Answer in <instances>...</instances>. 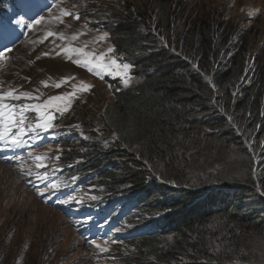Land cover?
<instances>
[{
    "label": "trees",
    "instance_id": "16d2710c",
    "mask_svg": "<svg viewBox=\"0 0 264 264\" xmlns=\"http://www.w3.org/2000/svg\"><path fill=\"white\" fill-rule=\"evenodd\" d=\"M87 9L101 14L99 8ZM137 13L161 19L168 45H174L178 52L155 48L156 42H146L130 20L115 22L111 30L116 35V56L131 60L135 77L128 87L109 81L122 88L87 133L94 138L97 132L102 136L112 132L117 147L136 157L140 169L132 174L117 173L111 162L117 155L108 156L100 149L89 153L91 157L82 168L92 172L104 165L102 181L111 190H121L120 204L128 205L124 212L139 207L144 217L153 211L169 215L166 222L158 220L163 233L127 241L141 242L142 251L150 249L139 259L151 255L159 258L157 264H264L246 259L245 244L231 229L221 230L223 246L211 237L216 234L212 223L221 216H235L241 226L260 225L264 229V184L261 188L258 183L251 186L241 181L205 186L191 183L196 181L194 168L207 151L206 143L209 148L215 141L228 139L245 150L248 141L254 155L264 159V69L260 67L259 74L250 78L242 55L222 54L226 46L216 48L214 30L206 35L203 28L191 23L183 30L168 1L155 0L147 9L138 8ZM95 144L93 149L98 148ZM254 166L252 179L264 176V164L257 170ZM124 186L131 188L122 190ZM156 195L159 198L153 204L151 199ZM169 234L173 236L171 243L158 241ZM117 257L124 262L120 260L123 256ZM129 260V264L137 263Z\"/></svg>",
    "mask_w": 264,
    "mask_h": 264
},
{
    "label": "rangeland",
    "instance_id": "374dc122",
    "mask_svg": "<svg viewBox=\"0 0 264 264\" xmlns=\"http://www.w3.org/2000/svg\"><path fill=\"white\" fill-rule=\"evenodd\" d=\"M155 0H59L56 8L41 17L44 20L23 40L21 49H17L13 55L8 54L7 59L0 64V92L1 87H21L24 92L35 93L39 97L37 103H43L50 96L60 95L73 91L72 85L85 81L94 85L91 91L79 94L68 112L60 117L64 123L65 117L79 127L78 137L72 143L53 146L51 152H62L73 159L71 162L77 165L86 164L92 151L105 152L112 158V165L117 173H129L140 169L138 160L126 149L118 148L114 134L109 132L102 134L97 132L93 138L87 133L91 123L97 124L104 110L116 101V94L121 88L114 87L107 80L106 74L103 79L95 72H89L82 66L69 61L64 54L58 55L60 49L69 42L76 47L86 50L104 52L108 47H116L114 42L116 35L111 28L118 20H130L138 32L145 35L146 42H156L161 49L170 48L177 53L173 46L168 45L167 32L161 28V19L142 17L138 15L137 9L151 6ZM171 5L177 14V24L183 30H187L188 24L201 27L205 34L208 30L215 31L216 48L226 46L222 54L227 56L242 55L245 59L246 73L256 77L261 68L264 69V0H165ZM79 7L82 16L75 19L76 15L62 17L63 22H57L54 18L60 15V9ZM99 8L101 14L96 15L88 11ZM251 11L252 15H249ZM129 12V13H128ZM133 12V13H132ZM137 13V14H136ZM150 10H148V14ZM130 14L132 18H129ZM51 23V24H50ZM105 23V24H104ZM103 24V26H102ZM108 27H106V26ZM103 27V28H102ZM51 31L54 36H47ZM108 33L105 41L97 44L88 43L98 35ZM80 35L77 40L71 41L72 35ZM63 34L67 39H61ZM47 36V38H45ZM14 48V49H15ZM47 53V55H45ZM113 55H117L116 52ZM77 57H73L76 59ZM121 62L133 65L129 58H122ZM194 66H197L194 62ZM261 67V68H260ZM91 76L97 78H91ZM134 66L131 69V82L135 75ZM133 73V74H132ZM71 77L69 83L60 88L54 87L59 80ZM42 81H48L45 86ZM130 82V84H131ZM129 84V85H130ZM122 86L125 87L122 83ZM11 100L7 99L4 102ZM101 124V123H100ZM64 125V124H63ZM212 131L211 127H207ZM105 136V137H104ZM103 137V139L99 138ZM83 139V141H82ZM97 149H93V144ZM246 149L241 150L233 141L228 139L213 142L208 148L206 143L204 149L207 151L200 155L194 170V186H205L216 182L258 183L261 188L264 184V176L252 179L253 166L259 169L264 164L263 157L254 155L251 143L245 141ZM100 145V146H99ZM103 145V146H101ZM47 149V148H46ZM46 149L33 153L46 156L43 161L33 158L24 169L28 172L41 168V164H48ZM209 150L211 154H209ZM79 153H84L80 155ZM251 153L253 157L248 155ZM97 154V153H96ZM209 154V155H208ZM206 161V162H205ZM0 264H129V259L135 260V264H157L155 256L148 255L139 259L140 255H147L150 249L144 251L141 242H122L106 246L109 251L101 252L98 247L84 243L76 232L71 221L61 212L43 204L31 193L28 187L18 178L7 164L0 161ZM7 168V170H6ZM28 172V174H29ZM8 173V175H7ZM189 175L186 180H190ZM134 176H131V179ZM259 182H258V181ZM105 182L102 181L101 183ZM130 186V185H128ZM125 187V188H124ZM122 190L131 187L124 186ZM105 188H107L105 186ZM264 191V189H263ZM245 194V193H244ZM249 195V194H248ZM158 195L151 199L157 201ZM244 199V198H243ZM154 204V203H153ZM153 210V208L151 209ZM199 210V209H198ZM76 226L77 216H72ZM150 220L167 221L169 215H159L155 211L149 216ZM264 219V218H263ZM144 220V219H138ZM213 240L223 246V235L221 230L231 229L236 237L239 236L245 244L246 259L249 262L264 263V229L260 225L241 226L236 223L235 216L220 217L212 223ZM167 235L164 239H158L161 244L171 243L173 236ZM102 247V246H101ZM143 252V254H140ZM102 253V256L95 255ZM124 257L120 262L117 255Z\"/></svg>",
    "mask_w": 264,
    "mask_h": 264
},
{
    "label": "snow or ice",
    "instance_id": "6c2138e0",
    "mask_svg": "<svg viewBox=\"0 0 264 264\" xmlns=\"http://www.w3.org/2000/svg\"><path fill=\"white\" fill-rule=\"evenodd\" d=\"M72 15L66 9H60V15L56 16L54 19L57 22H63L62 17ZM251 16V11L249 12ZM75 19H79V15L75 16ZM44 20V17H41L39 20L35 21V24L39 25ZM85 33H77L71 36L70 40L75 41L78 39L80 35H84ZM57 35L54 32L49 31L47 36ZM60 38L67 39L63 34H59ZM47 36L45 38H47ZM108 33H102L98 35L93 41H89L88 43L97 44L99 42L105 41L108 38ZM88 44L86 43L83 47L73 46L72 43L66 44L64 47L60 49L58 55L64 54L69 61H72L78 66H82L89 72H95V74L103 79L102 74H106L112 77L120 78L121 82L125 87H128L131 82V69L133 67L132 64L127 62H121L122 58L113 55L115 52V48L110 46L104 52H96L95 50L88 51L86 50ZM10 51V50H9ZM47 55V53H45ZM77 57L73 59V57ZM7 59V54L3 51H0V61ZM71 77H65L54 84V87L60 88L61 86L69 83ZM45 86H48V81H42ZM94 85L89 84L85 81H80L79 84H73V91L68 93H63L60 95L50 96L43 103H31V104H23L21 106H17L15 104L5 103L4 101L7 99L12 100H21V99H29V100H37L38 96H34L32 92H16L15 89H9L8 91L0 92V141H7L9 136L11 137L10 147H20L24 143L22 137L25 133V120L26 113L28 111H34L38 113V119L33 127L29 128V131L35 132L37 129H41L44 131H48L53 127V121L55 119V114L59 113L63 115L68 112L71 108L73 101L79 98V94L87 93L91 91ZM13 128L18 129V134L14 133ZM36 159L38 161H43L46 159V156H37ZM59 159V156L56 157ZM40 166H44L41 164ZM41 182H47L48 176L47 174L43 176H37ZM51 187L55 190H58L61 185L59 183H52ZM41 197H44L46 194L44 192H39ZM95 199V197H93ZM66 203V201H65ZM91 243L96 244L95 241ZM100 249L101 252L108 251L106 247H101L100 245H96Z\"/></svg>",
    "mask_w": 264,
    "mask_h": 264
},
{
    "label": "clouds",
    "instance_id": "9594fccd",
    "mask_svg": "<svg viewBox=\"0 0 264 264\" xmlns=\"http://www.w3.org/2000/svg\"><path fill=\"white\" fill-rule=\"evenodd\" d=\"M105 80H107L108 82L110 81V82H114V81H112V80H110V79H106V78H104ZM118 82V81H117ZM64 125H73V124H67V123H63ZM63 124H60V125H63ZM73 141H65V142H61V143H57V144H54L53 146H55V145H59V144H67V143H72ZM53 146H51V147H49V148H47L46 150H49V151H51L52 150V148H53ZM53 151V150H52ZM54 153H61L64 157H65V154L64 153H62V152H54ZM73 159H69V157H67V158H65L64 159V166L65 167H69V168H71V167H73V166H80V170H84L85 172H88V171H91V169L90 170H85V169H83L82 167H83V165H77V164H73L71 161H72ZM88 168H90V166L88 167ZM99 167H95V169H98ZM18 178H20L18 175H16ZM101 175L99 176V178H98V181H96V182H94V186H96L98 189H99V192H100V194H103V192L104 191H102V189L103 188H105V186L109 189V190H111V187L110 186H108V185H106V183H104V182H102L101 183ZM24 183V182H23ZM29 189V188H28ZM30 190V189H29ZM119 191H121L120 189H118ZM31 191V190H30ZM111 191H117V190H115V189H113V190H111ZM31 193H32V191H31ZM48 206V205H47ZM50 207V206H49ZM53 209V208H52ZM56 210V209H55ZM58 211V210H57ZM59 212V211H58ZM146 216H148V215H146ZM145 220H149V221H151L150 220V217H146V219ZM157 220H152L151 222H156ZM116 243H122L120 240H115L114 241V244H116ZM111 246V245H110Z\"/></svg>",
    "mask_w": 264,
    "mask_h": 264
},
{
    "label": "bare ground",
    "instance_id": "6f19581e",
    "mask_svg": "<svg viewBox=\"0 0 264 264\" xmlns=\"http://www.w3.org/2000/svg\"><path fill=\"white\" fill-rule=\"evenodd\" d=\"M54 8H55V7H54ZM54 8H53V9H54ZM53 9H52V10H53ZM50 24H51V23H50ZM22 42H23V41H21V43H19L18 45H16L17 47L15 46L18 50L21 49V47H22ZM15 47H14V48H15ZM14 48H13V50L11 51V53L8 52L10 55H13V53L15 52L16 48H15V49H14ZM80 70H82V69H80ZM82 71L85 72V73H87V72L84 71V70H82ZM87 74H88V73H87ZM88 75H89L91 78H93V79H97V78L91 76L90 74H88ZM0 167H2L1 164H0ZM6 170H7V168H6ZM7 175H8V173H7Z\"/></svg>",
    "mask_w": 264,
    "mask_h": 264
}]
</instances>
